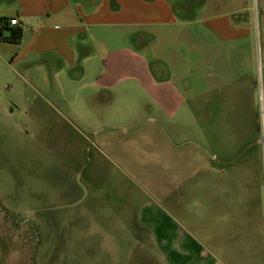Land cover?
<instances>
[{"label":"rangeland","instance_id":"1","mask_svg":"<svg viewBox=\"0 0 264 264\" xmlns=\"http://www.w3.org/2000/svg\"><path fill=\"white\" fill-rule=\"evenodd\" d=\"M245 6L246 33L204 31L158 47L160 62L143 50L167 111L135 90L113 93L107 111H125L109 121L41 113L45 95L0 66L14 84L0 89V264H140L148 202L181 222L160 224L156 242L182 226L214 264H264V1Z\"/></svg>","mask_w":264,"mask_h":264},{"label":"crops","instance_id":"2","mask_svg":"<svg viewBox=\"0 0 264 264\" xmlns=\"http://www.w3.org/2000/svg\"><path fill=\"white\" fill-rule=\"evenodd\" d=\"M245 5L246 0H0V66L7 73L22 71L27 78L17 80L45 95V104L34 108L41 113L51 108L109 121L125 111L118 101L107 111L113 93L124 100L135 90L146 91L167 111L156 96L165 78L153 74L143 50L152 49L160 62L158 47L170 50L173 43L203 39L204 31L226 38L246 33ZM11 16L16 23H8ZM14 30L17 37L11 39ZM8 82L0 75V89H12ZM100 111L106 115L98 120ZM176 217L156 202L137 207L141 234L134 239L135 259L139 256L140 264H214L205 257L208 246L182 226L174 243L156 242L160 224L181 225Z\"/></svg>","mask_w":264,"mask_h":264},{"label":"built area","instance_id":"3","mask_svg":"<svg viewBox=\"0 0 264 264\" xmlns=\"http://www.w3.org/2000/svg\"><path fill=\"white\" fill-rule=\"evenodd\" d=\"M8 23H10V24H14V23H16V18L13 17V16L9 17V18H8Z\"/></svg>","mask_w":264,"mask_h":264},{"label":"trees","instance_id":"4","mask_svg":"<svg viewBox=\"0 0 264 264\" xmlns=\"http://www.w3.org/2000/svg\"><path fill=\"white\" fill-rule=\"evenodd\" d=\"M13 33L11 34V39H16L17 33L16 30L12 31Z\"/></svg>","mask_w":264,"mask_h":264}]
</instances>
